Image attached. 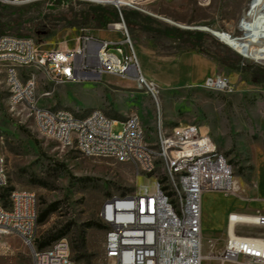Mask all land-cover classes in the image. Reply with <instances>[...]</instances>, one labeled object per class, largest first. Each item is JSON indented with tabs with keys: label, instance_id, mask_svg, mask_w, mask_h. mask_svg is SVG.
I'll return each instance as SVG.
<instances>
[{
	"label": "rangeland",
	"instance_id": "rangeland-1",
	"mask_svg": "<svg viewBox=\"0 0 264 264\" xmlns=\"http://www.w3.org/2000/svg\"><path fill=\"white\" fill-rule=\"evenodd\" d=\"M31 2L39 5L0 4V18L21 15L31 19L32 25L25 26L26 34L20 37L33 38L43 50L76 42L83 33L120 38L121 33L108 24L98 28L93 19L84 21L79 15L95 5L120 11L140 67L143 64V75L156 85L162 123L167 127L201 125L232 164L236 188L229 192L208 190L202 196V252L207 256L202 264H218L215 256L224 246L227 214H264V62L242 56L213 34L241 35L240 23L251 0H134L133 5L119 8L99 0ZM123 12L129 15V25ZM120 21L119 14L111 23ZM14 28L7 26L4 34L18 36ZM167 28L202 32L200 49L182 45L167 34ZM45 30L49 35H37ZM184 53L204 59L188 81L180 75L184 69L179 61ZM27 70L36 72V94L42 106L65 107L78 115L100 109L119 121L136 112L149 132L155 130L156 103L134 80L105 74L95 81L55 84L35 67ZM207 76L226 81L223 92L209 88L204 81ZM121 129V122L112 126L113 132ZM0 146L9 178L7 191H32L38 198V213L50 210L35 228V246L65 238L77 264H112L104 256L107 226L99 212L108 198L133 192L144 182L136 168L111 157L82 154L41 135L27 110L10 103L1 68ZM0 194L6 205L5 189L0 188ZM236 231L264 237V225H238ZM0 264H32L30 248L17 234L0 235Z\"/></svg>",
	"mask_w": 264,
	"mask_h": 264
},
{
	"label": "built area",
	"instance_id": "built-area-1",
	"mask_svg": "<svg viewBox=\"0 0 264 264\" xmlns=\"http://www.w3.org/2000/svg\"><path fill=\"white\" fill-rule=\"evenodd\" d=\"M31 1L0 0V4L23 5ZM99 1L118 7L113 0ZM120 20L108 23L110 29L121 33L120 38L83 33L73 47L58 45L43 50L33 38L0 35V68L9 101L22 105L32 116L36 130L62 147L130 163L144 177L133 192L108 198L99 212L107 226L104 256L112 264H202L207 259L202 252L203 193L232 191L236 181L227 172L223 152L201 125L167 127L162 123L156 85L143 75L121 14ZM32 66L55 84L95 81L105 74L134 80L156 103L155 130L149 132L136 112L119 121L100 109L78 115L65 107L40 105L36 72L27 70ZM205 83L210 88L222 83V90L227 86L221 78L208 77ZM118 122L122 129L113 132L112 126ZM8 183L0 146V188L7 189ZM6 197V205L0 199V235L17 234L30 248L32 264H77L65 238L42 248L35 246L38 198L34 192L13 188ZM231 213L227 214L226 227L233 222L232 234L226 230L223 249L215 261L264 264V237L237 234V219L232 220ZM249 218L251 222L246 224L259 225L264 214L255 213ZM241 258L247 261L241 262Z\"/></svg>",
	"mask_w": 264,
	"mask_h": 264
},
{
	"label": "bare ground",
	"instance_id": "bare-ground-1",
	"mask_svg": "<svg viewBox=\"0 0 264 264\" xmlns=\"http://www.w3.org/2000/svg\"><path fill=\"white\" fill-rule=\"evenodd\" d=\"M133 1L134 0H113L118 7L122 5H133ZM129 2H131V4H129ZM240 28L241 35L239 36H233L223 31H213V34L239 52L242 56L253 59L254 61L264 62V0H251L248 10L243 14ZM142 65L141 63V67ZM208 77L210 76L205 77L204 81H206ZM212 87L214 90L223 92L222 83L213 85L211 88ZM223 159L227 165V172L230 173V178H234L232 164L224 154ZM235 188L236 182L234 183L233 190ZM231 215L233 216L232 220L237 219V226L249 223L251 222L249 217H255V215L252 214L234 212H232ZM232 223L233 222H230L229 227H226L227 232L229 231L231 234ZM259 225H264V221H259Z\"/></svg>",
	"mask_w": 264,
	"mask_h": 264
},
{
	"label": "trees",
	"instance_id": "trees-1",
	"mask_svg": "<svg viewBox=\"0 0 264 264\" xmlns=\"http://www.w3.org/2000/svg\"><path fill=\"white\" fill-rule=\"evenodd\" d=\"M39 2H30L27 3L26 6H38ZM124 18L128 25L130 24L129 21V15L127 13H124ZM80 17L82 20L87 21L89 19H93L95 22V25L98 28H104L107 26L110 22H115L119 18V11L115 10V8L104 6V5H95V6H89L87 10H82L80 12ZM86 23V22H84ZM14 26L16 29V34L18 36L25 35L26 32H24V27L27 26L30 28L32 25L31 19H24L21 15H17L15 18H10L8 20H2L0 18V35L4 34L6 31L7 26ZM43 27H45V24H42ZM33 27V26H32ZM35 29V28H34ZM37 29V28H36ZM35 29V31H36ZM167 34L171 35L172 37H175L180 40L181 44L190 48V49H200L201 46V39L203 37V33L198 30H184L180 28H167ZM39 37L42 35H49V30H45L42 33L37 34ZM6 194L8 193L7 189H5ZM0 196H3V194H0ZM49 209H45L38 213L37 217V224L42 222L47 214L49 213ZM46 244L45 241H41L38 243V248L44 247Z\"/></svg>",
	"mask_w": 264,
	"mask_h": 264
},
{
	"label": "crops",
	"instance_id": "crops-1",
	"mask_svg": "<svg viewBox=\"0 0 264 264\" xmlns=\"http://www.w3.org/2000/svg\"><path fill=\"white\" fill-rule=\"evenodd\" d=\"M90 35H92V34H90ZM92 36L98 37L97 35H92ZM76 43H77V41L76 42L73 41L71 44H65V45L60 44V46H62V47H65V46L66 47H73V46H75ZM202 60H204V59L201 58V56L198 54L184 53L181 56L180 61H179V64L184 69L180 75H182L183 77L185 75V80L188 81L193 76L192 70L195 69ZM198 79H200V78H198ZM193 80H196V79H193Z\"/></svg>",
	"mask_w": 264,
	"mask_h": 264
},
{
	"label": "water",
	"instance_id": "water-1",
	"mask_svg": "<svg viewBox=\"0 0 264 264\" xmlns=\"http://www.w3.org/2000/svg\"><path fill=\"white\" fill-rule=\"evenodd\" d=\"M119 14H121V12L119 11Z\"/></svg>",
	"mask_w": 264,
	"mask_h": 264
}]
</instances>
